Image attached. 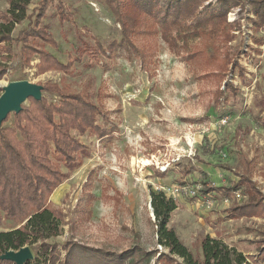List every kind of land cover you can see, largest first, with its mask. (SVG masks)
I'll list each match as a JSON object with an SVG mask.
<instances>
[{"label": "rangeland", "instance_id": "374dc122", "mask_svg": "<svg viewBox=\"0 0 264 264\" xmlns=\"http://www.w3.org/2000/svg\"><path fill=\"white\" fill-rule=\"evenodd\" d=\"M40 1L31 0L25 18L13 33L29 23L28 15ZM244 1L236 0L239 5ZM59 6H63L65 20L60 18ZM9 8V0H0V12ZM247 8L235 7L228 15L229 22L241 25L229 46L242 71L230 74L221 85L225 90V84L233 83L236 93L227 91L220 104L215 100L218 83L203 79L215 64L204 57L186 59L187 54L205 46L212 55L213 35H190L187 44L185 33L182 38L175 35L178 47L172 50L160 29L154 30L158 31L151 38L156 53L145 62L141 63L134 51L128 57L123 47L116 58H109L108 52L96 61V45L107 48L114 41L124 43L122 24L115 21L105 0H53L47 10L43 25L56 46L36 45L64 64L74 62L69 72L42 73L38 68L41 53H36L23 70L17 56L9 60L0 56V65L8 69L0 78V88L19 80L56 84L83 91L94 102L100 94L105 108L106 118H99V124L110 134L101 139L73 132L87 150L79 156L80 164L75 168L58 164L67 177L61 198L52 203L62 212L63 225L61 234L48 240L60 244L61 263L57 264L65 258L62 245L68 241L118 255L133 250L121 264H166L158 259L169 251L159 243L152 207L153 194L161 192L179 206L172 213L169 227L194 253L199 241L210 236L254 252L247 257L249 261L264 264V220H228L226 210L233 199L227 202V198L214 193L207 198L193 194L205 181L215 188L237 181V174L247 169L245 157L251 163L253 180L264 193V27L254 30L251 20L255 17L251 6ZM132 39L140 47L145 43L143 36ZM14 50L17 52L18 47ZM43 97L55 104L61 100L58 92L50 90ZM28 106L29 101L23 107ZM12 123L13 114L4 126ZM218 165L230 166L232 171ZM175 188L177 192L169 191ZM86 194L92 196L91 201L85 200ZM235 194V203L247 200ZM17 226L6 220L1 227L8 231Z\"/></svg>", "mask_w": 264, "mask_h": 264}, {"label": "trees", "instance_id": "16d2710c", "mask_svg": "<svg viewBox=\"0 0 264 264\" xmlns=\"http://www.w3.org/2000/svg\"><path fill=\"white\" fill-rule=\"evenodd\" d=\"M30 2L31 0H9L10 8L0 12V56L5 60L13 58L12 46L15 45L19 46L16 55L21 63V70L31 64L36 53H41L42 61L38 68L42 73L50 70L69 72L74 62L64 64L55 55L47 50H40L36 45V42H41L56 46L52 34L43 25L53 0H41L38 7L28 15L29 23L16 32V35L13 34L16 24H21L25 18ZM105 3L115 21L122 24L124 43L114 41L107 48L101 44L96 45L97 49L93 52L96 61L100 60V55L108 52L109 58H116L118 49L123 47L130 54L128 57H132L134 51L141 63L145 62L147 57H153L156 53L151 38H155L158 31L154 30L160 29L163 39L172 50L177 49V37L182 38L183 33L187 35L184 36L186 44L190 35H213L212 55L208 46H205L201 51L187 54L186 59L204 57L209 64H215V69L206 73L203 79L215 80L220 86L215 92L218 104L227 91L236 93L233 83L225 84V90L221 89V85L230 74L242 69L234 58L236 53L233 54L232 47L229 46L236 38L234 32L240 30L241 25L236 21L229 22V13L235 7L247 10L250 5L255 17L251 20L254 30L264 27V0H245L242 5L236 0H105ZM57 9L60 18L65 20L63 6ZM146 26L149 30H142ZM132 36H143L145 43L138 46ZM7 71V68L0 65V78ZM41 86L43 93L47 90L58 92L61 95L60 102L55 104L46 97L41 100L30 98V106L13 114L12 125L4 126L9 122L10 114L0 129V227L6 220L18 224L10 231L0 233V264H14L1 259V256L8 250L18 251L25 246H29L34 254V260L26 264L61 263L60 244L48 243L49 239L61 234L63 225V214L51 201L53 193L67 177L58 164L62 162L67 168H75L80 164L79 156L87 150L86 144L75 137L73 132L80 136L91 134L101 139L110 134V130L99 124V118H106L100 94L97 102H94L83 91H72L56 84ZM2 91L3 88H0V95ZM244 159L247 169L237 174V181L218 188L205 181L200 195L207 198L214 193L231 199L239 192L247 200L229 207L226 217L231 220L264 219V193L251 176V163L246 157ZM216 167L232 171L227 165ZM84 197L86 201L92 199L88 194ZM152 198L156 226L159 228V243L169 251L168 254L160 255L159 260L166 264H252L243 253L210 236L199 241L194 253L182 243L175 230L169 227L172 213L179 207L175 200L167 198L162 192L153 194ZM62 246L66 253L62 264H121L130 251H133L118 255L105 248L74 241H68ZM145 255L151 257L147 252Z\"/></svg>", "mask_w": 264, "mask_h": 264}, {"label": "water", "instance_id": "95a60500", "mask_svg": "<svg viewBox=\"0 0 264 264\" xmlns=\"http://www.w3.org/2000/svg\"><path fill=\"white\" fill-rule=\"evenodd\" d=\"M30 98L41 100L43 87L28 80L14 81L3 87L0 95V129L7 117L10 114L20 113ZM1 259L12 261L14 264H26L34 260V254L29 246H25L18 251H6Z\"/></svg>", "mask_w": 264, "mask_h": 264}, {"label": "crops", "instance_id": "0c3cea01", "mask_svg": "<svg viewBox=\"0 0 264 264\" xmlns=\"http://www.w3.org/2000/svg\"><path fill=\"white\" fill-rule=\"evenodd\" d=\"M18 25V24H17ZM16 30V29H15ZM14 30V31H15ZM13 31V32H14ZM17 32V31H16ZM16 32L15 33H13L14 35H16ZM261 45V44H260ZM14 47H18V51L17 52H15V50H14ZM12 50H13V56H18V55H16V54H18V52H19V46H15V45H13L12 46ZM14 58V57H13ZM16 59L19 61V59H18V57H16ZM64 186V184L63 185H61L58 189H56L55 190V192L53 193V195H52V197H51V201L52 202H55V199H60L61 198V195H62V193H63V187ZM222 198H224V197H222ZM231 199H233V202L231 203L232 205L236 202L235 201V199H234V197L233 198H231ZM231 205V206H232ZM231 206H229V207H231ZM228 207V208H229ZM227 208V209H228ZM245 219V218H244ZM256 219H258V218H256ZM259 219H261V218H259ZM228 220H231V219H228ZM262 220H264V219H262ZM234 221H236V220H234ZM11 229H9L8 231H10ZM0 232H7V229H5V228H3V227H0ZM222 238H218V240H221ZM221 241H223V240H221ZM224 243H226L230 248H235L238 252H241V253H243L246 257H248V256H253V255H255V253L254 252H252V251H246V250H244V249H240V248H238L237 246H233V244H228L227 242H225V241H223ZM252 264H254V263H252Z\"/></svg>", "mask_w": 264, "mask_h": 264}, {"label": "built area", "instance_id": "2783aa9c", "mask_svg": "<svg viewBox=\"0 0 264 264\" xmlns=\"http://www.w3.org/2000/svg\"><path fill=\"white\" fill-rule=\"evenodd\" d=\"M201 189H202V185H201V184H198L196 190L193 192V194H194L195 196H197L198 198H199V197H200V198H203V197L200 195V190H201ZM162 191L165 192L166 189L162 188ZM169 191H171V193H172V192L175 193V192L178 191V189L175 188V189H172V190H169ZM235 197L238 198V199H241V198H242L241 194L238 193V192L235 194ZM204 198H205V197H204ZM227 202H229L228 199H227Z\"/></svg>", "mask_w": 264, "mask_h": 264}, {"label": "bare ground", "instance_id": "6f19581e", "mask_svg": "<svg viewBox=\"0 0 264 264\" xmlns=\"http://www.w3.org/2000/svg\"><path fill=\"white\" fill-rule=\"evenodd\" d=\"M149 162H147V164H148Z\"/></svg>", "mask_w": 264, "mask_h": 264}]
</instances>
